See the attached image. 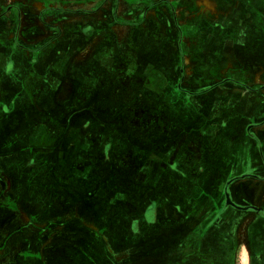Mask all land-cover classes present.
<instances>
[{
    "label": "rangeland",
    "instance_id": "1",
    "mask_svg": "<svg viewBox=\"0 0 264 264\" xmlns=\"http://www.w3.org/2000/svg\"><path fill=\"white\" fill-rule=\"evenodd\" d=\"M261 2L264 5V0H71L65 8L67 13H54L36 9L22 0L15 1L18 12L14 15L19 18L12 24V30L19 31V40L26 45L47 46L50 61L55 60L64 68L70 66V71L58 74L65 75L71 87H75L70 88L75 96L88 101L70 104L71 109L88 112L74 115L71 120L50 119V123L44 120L46 125L61 127L63 121L67 125L71 121L72 127L87 129L90 139L102 133V158L109 157V161L104 160L108 166L99 173V178L104 180V193L110 198L121 195L125 200L113 208L100 192L99 198L104 203L98 200L90 205L98 210V217L83 214L82 220H66L69 229L55 234L47 228L48 216H38L44 218L41 228L35 225L33 215H21L23 229L1 232L0 238H8L9 243L1 248L0 264H95L87 263L88 255L81 253L79 247L64 252L63 247L47 243L51 237L73 241L78 232L83 234V239L85 235L94 240L92 247L82 242L85 251L96 256L98 262L110 264L109 257L102 260L99 238L81 227L84 219L98 218L104 228L103 241L115 243L131 232L130 223L134 219L128 213L137 196L156 200L158 210L165 208L166 198L176 199L177 176L171 170L157 176L162 164L186 159L185 155L206 162L212 157L207 156L204 148L211 145L225 150L248 142L257 144L250 151L254 158L258 155V145L264 144V6L261 10ZM49 14L57 16L54 32L48 28L53 22ZM58 52L71 57L70 65L59 60ZM68 86H63L62 96L71 92ZM66 108L67 105L62 106L58 111ZM112 127L117 140L109 132ZM215 129L216 137L209 138L206 134L196 137L199 130ZM193 142L203 149L185 150L188 144L192 148ZM77 150L72 149L74 159L78 157ZM92 152L83 155L88 162L95 161ZM260 153L258 157H262ZM235 156L243 159L246 153L239 148ZM222 157L226 159L227 154ZM146 163L151 164L147 166L148 173ZM87 166L88 171L93 168ZM140 169L156 178L150 188L130 182L135 175H141ZM56 174L53 183L34 188V193L30 191L27 198L18 200L19 205L28 212L43 209L47 206L49 188L56 197L52 205L55 203L56 211L62 210L64 199L77 196L79 186L74 182L60 183ZM85 183L83 192L95 190L96 182ZM185 210L190 218V210ZM250 214L253 212L246 210L237 215L243 222L242 230L247 223L255 222V216L251 219ZM231 216H235L232 211ZM176 219L175 216L173 222ZM257 255L260 257L261 253Z\"/></svg>",
    "mask_w": 264,
    "mask_h": 264
},
{
    "label": "crops",
    "instance_id": "2",
    "mask_svg": "<svg viewBox=\"0 0 264 264\" xmlns=\"http://www.w3.org/2000/svg\"><path fill=\"white\" fill-rule=\"evenodd\" d=\"M15 1L0 0V235L8 230L23 229L24 221L20 216L24 214L33 215L35 225L41 228L44 218L38 216H48L47 228L55 234L69 229L65 225L66 220H82L83 214L86 217L88 214L98 215V210L90 205H95L98 200L103 202L99 197L104 193V180L99 178V173L108 166L104 165V160L109 161V157L102 158V133L98 132L90 139L87 129L72 127L71 121L69 125L63 121L61 127L46 125L44 120L48 123L51 122L50 119L71 120L74 115L88 112L87 109L70 107L77 100L84 101L83 103L88 101L83 96H75L70 89L75 87H71L65 75L62 77L58 74L59 71H70V66L64 68L57 61H50L47 46L26 45L19 40L15 30H12V24L17 21L14 8L18 5ZM70 1L22 0L36 9L44 8L54 13L65 12ZM259 5L262 10L263 3ZM48 16L53 21L48 27L55 28L57 16ZM57 56L60 61L62 59L65 61L63 63L70 65L68 58L71 57L66 52H58ZM92 66L95 67V64ZM65 84L70 85L68 87L71 92L62 96ZM65 105L67 108L59 112ZM112 128L109 132L117 140L114 127ZM204 134L209 138L218 136L215 129L213 132L199 130L196 137L200 138ZM188 145L184 147L185 150L203 149L198 143L193 142L192 148ZM239 146L223 150L211 145L208 149L204 148L207 156L211 155V160L201 162L185 155L186 159L162 165L163 171L171 170L177 176L176 199L166 198L165 208L158 210L156 200L137 196L136 203L132 202L133 209L128 213L134 219L130 223L131 232L115 243L107 239L106 242L103 241L104 228L99 224L98 218L95 221L84 219L82 226H78L85 227L93 232L94 237L99 238L102 260L107 256L111 260L110 264H120L121 261L129 264H255L258 258L253 259V250L255 248L258 254L257 246L264 240V144L258 145L259 150H256L258 155L261 152L262 157L257 155L255 158L251 151L257 144L244 142ZM73 147L79 152L76 159L72 153ZM239 148L246 153L243 159L235 157ZM89 150L95 155L93 162H88L83 156ZM226 154L225 159L222 156ZM88 164L93 167L89 171ZM85 166L86 169L83 170L82 167ZM55 174L60 183L74 182L79 186L77 196H68V201L64 199L62 210L56 211L55 203L52 205L56 197L49 188L47 206L43 209L28 212L19 205L18 200L27 198V193L33 192L34 188L39 189L42 183H53ZM155 181L156 178L148 175L143 186L150 188ZM85 182H96L95 190L83 192ZM107 199V204L116 208L125 197L120 195L119 198H114L111 195ZM185 209L190 210V218ZM246 210L253 212L249 217L253 219L255 216V222L247 223L242 230L243 222L237 215ZM231 211L235 219L231 216ZM175 216L177 219L173 222ZM54 221L58 223L51 226ZM74 236L73 241L51 237L47 243L63 247L64 252L79 247L81 253L88 255L87 263L103 264L83 248L82 242L92 247V238L84 235L83 239V234L79 232ZM7 239L0 238V253L1 248L8 245ZM259 259V263L264 264V257Z\"/></svg>",
    "mask_w": 264,
    "mask_h": 264
},
{
    "label": "flooded vegetation",
    "instance_id": "3",
    "mask_svg": "<svg viewBox=\"0 0 264 264\" xmlns=\"http://www.w3.org/2000/svg\"><path fill=\"white\" fill-rule=\"evenodd\" d=\"M17 7L18 6H16L14 9H15V12H16V14H17ZM51 11V10H50ZM65 12H62V13H67L68 11H66V10H64ZM19 18V17H18ZM17 18V19H18ZM51 24V23H50ZM56 27V26H55ZM49 28V27H48ZM51 28V27H50ZM51 30H53V32L56 30V28H51ZM17 34H18V32L19 31H15ZM50 31L48 30V33H49ZM51 40H53V39H51ZM51 42H56V39H54L53 41H51ZM110 130V129H109ZM116 133V132H115ZM236 157V156H235ZM118 161V160H117ZM146 166H145V170H147V166H150L151 164H145ZM163 165V164H162ZM162 165H161V169H159L158 171H157V176H160V172H162L163 170H162ZM116 167H118L119 168V166H116ZM139 172L141 173V175L140 176H134V178H133V180L132 181H130V182H136V183H140V184H144L143 183V181L145 180V179H147V176H148V170H147V173H145L144 171H143V169H140L139 170ZM139 177V178H138ZM258 238V237H257ZM262 238H264V235H262ZM251 243V242H250ZM264 243V240L263 241H261L260 242V245H258L257 246V248H258V253H261V255H260V257L262 258V257H264V245H262ZM257 248H256V250H257ZM3 249V248H2ZM1 249V250H2ZM253 252H255L254 253V256H255V260L258 258V260H257V262H255V264H258L259 263V256L257 255V253H256V251H255V248H254V250H253ZM0 262H3V257H1V260H0Z\"/></svg>",
    "mask_w": 264,
    "mask_h": 264
}]
</instances>
